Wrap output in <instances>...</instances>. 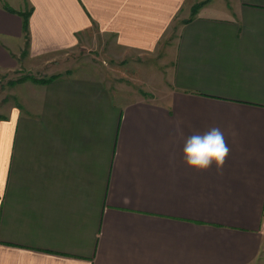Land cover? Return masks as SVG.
Returning a JSON list of instances; mask_svg holds the SVG:
<instances>
[{
    "label": "crops",
    "instance_id": "obj_1",
    "mask_svg": "<svg viewBox=\"0 0 264 264\" xmlns=\"http://www.w3.org/2000/svg\"><path fill=\"white\" fill-rule=\"evenodd\" d=\"M201 1L0 0V79L22 71L0 98V264H264V0ZM171 27L162 91L27 76L92 30L153 54ZM212 126L222 172L188 169Z\"/></svg>",
    "mask_w": 264,
    "mask_h": 264
},
{
    "label": "rangeland",
    "instance_id": "obj_2",
    "mask_svg": "<svg viewBox=\"0 0 264 264\" xmlns=\"http://www.w3.org/2000/svg\"><path fill=\"white\" fill-rule=\"evenodd\" d=\"M180 20H177L178 25ZM170 34L162 40L156 52L140 53L131 51L116 45L113 36L101 35L92 30L90 37L84 39L80 47L60 56L55 60L57 68L54 70L31 69L27 76L47 77L53 72H78L83 70L92 75L107 80L113 90L122 84L123 92L140 88L142 78L148 77L152 81L151 88L155 92L166 89L167 74L172 61V53L168 52L176 37L177 28L171 27ZM22 78V71L15 70L0 79V98L4 96V90L9 87L10 80Z\"/></svg>",
    "mask_w": 264,
    "mask_h": 264
},
{
    "label": "clouds",
    "instance_id": "obj_3",
    "mask_svg": "<svg viewBox=\"0 0 264 264\" xmlns=\"http://www.w3.org/2000/svg\"><path fill=\"white\" fill-rule=\"evenodd\" d=\"M231 149L225 134L218 126L206 131H194L184 139L182 163L190 170L206 172L213 168L222 172Z\"/></svg>",
    "mask_w": 264,
    "mask_h": 264
},
{
    "label": "trees",
    "instance_id": "obj_4",
    "mask_svg": "<svg viewBox=\"0 0 264 264\" xmlns=\"http://www.w3.org/2000/svg\"><path fill=\"white\" fill-rule=\"evenodd\" d=\"M206 1H209V0H202L200 3H197L194 8H193V13H196L197 10L206 2ZM24 30L28 33V14L27 13H24ZM26 33V34H27ZM28 37V36H27Z\"/></svg>",
    "mask_w": 264,
    "mask_h": 264
}]
</instances>
